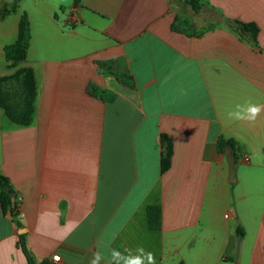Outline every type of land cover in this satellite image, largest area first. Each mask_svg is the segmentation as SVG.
<instances>
[{"label":"crops","instance_id":"0c3cea01","mask_svg":"<svg viewBox=\"0 0 264 264\" xmlns=\"http://www.w3.org/2000/svg\"><path fill=\"white\" fill-rule=\"evenodd\" d=\"M12 4L0 0V174L17 215L0 201V264H29L21 236L37 263L142 246L156 264H264V113L227 116L264 103V0ZM25 13L27 58L11 66Z\"/></svg>","mask_w":264,"mask_h":264},{"label":"trees","instance_id":"16d2710c","mask_svg":"<svg viewBox=\"0 0 264 264\" xmlns=\"http://www.w3.org/2000/svg\"><path fill=\"white\" fill-rule=\"evenodd\" d=\"M20 0H13L11 11L15 12L17 11L19 7ZM198 10V6H197ZM246 28H249V25L245 26ZM31 40V28H30V21L28 18V15L25 13L21 17L20 25H19V36L17 40L10 45H7L5 47V53L7 60L11 63V66H16L20 62L24 61L27 58V53L29 49V44ZM25 77V85L27 88L28 93V104H29V119L27 121H30L33 114V102L35 99V84H34V78L30 71L20 70L17 75H22L23 73ZM93 94H95V91H92ZM217 147L219 152H225L224 149L226 147L231 148L233 150V153L235 154V146L234 142L231 140H225L223 137L219 138ZM172 156V148L171 145L168 147L167 153L162 158V170L166 171L169 168L170 165V159ZM16 192L13 189L12 185L10 184V181L7 177L0 174V201L2 203V206L4 208H10L13 215L16 216V209H15V198ZM147 214L149 219V226L151 229L159 230L162 227V213H161V207L159 205L149 206L147 208ZM237 234L239 237H243L245 232L242 227H238ZM20 247L23 250V252L26 254L29 264H51L49 261L45 260L43 262L37 263L34 258L30 255L24 236H21L20 238Z\"/></svg>","mask_w":264,"mask_h":264},{"label":"clouds","instance_id":"9594fccd","mask_svg":"<svg viewBox=\"0 0 264 264\" xmlns=\"http://www.w3.org/2000/svg\"><path fill=\"white\" fill-rule=\"evenodd\" d=\"M180 94L186 96L188 93L187 90L181 89ZM261 113H264V103L246 101L243 104H236L233 110L227 113V116L233 121L255 124ZM89 264H156V258L153 252L146 251L142 246L137 247L134 251L125 249L123 252L109 247L107 256L99 249L92 253Z\"/></svg>","mask_w":264,"mask_h":264},{"label":"water","instance_id":"95a60500","mask_svg":"<svg viewBox=\"0 0 264 264\" xmlns=\"http://www.w3.org/2000/svg\"><path fill=\"white\" fill-rule=\"evenodd\" d=\"M228 163H229V180L234 182L236 180V165H235V158L233 154L228 156Z\"/></svg>","mask_w":264,"mask_h":264},{"label":"built area","instance_id":"2783aa9c","mask_svg":"<svg viewBox=\"0 0 264 264\" xmlns=\"http://www.w3.org/2000/svg\"><path fill=\"white\" fill-rule=\"evenodd\" d=\"M60 260V255L59 254H54L53 255V261H59Z\"/></svg>","mask_w":264,"mask_h":264}]
</instances>
